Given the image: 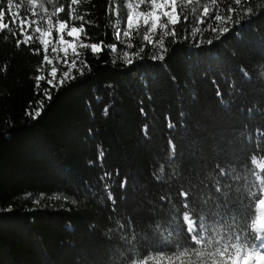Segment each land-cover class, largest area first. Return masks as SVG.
<instances>
[{
  "label": "trees",
  "instance_id": "trees-1",
  "mask_svg": "<svg viewBox=\"0 0 264 264\" xmlns=\"http://www.w3.org/2000/svg\"><path fill=\"white\" fill-rule=\"evenodd\" d=\"M129 2L80 0L72 5L84 16L80 21L69 19L71 0H36L40 14L41 3L49 12L63 7L54 22L65 20L69 27L84 23L86 43L117 44L116 52L105 48L99 59L90 49H81V60L87 63L83 67L78 62L83 75L73 69L75 79L62 85L58 81L68 69L54 59L59 69L55 87L47 83L52 65L45 63L37 71L45 53L35 37L17 48L16 40L23 39L18 32L16 37L0 32V264H196L197 259L200 264H221L211 252H201V246L184 249L192 256L164 248L171 244L169 238L184 237H165L163 230L157 231L158 222L176 217L180 191L191 190L202 202L217 179L223 183L217 164L231 170L229 183H237L235 176L247 177L255 181L252 191L262 195L260 181L249 173L258 172L264 179V169L253 163V157L264 163V152L257 148L264 144V0H248L245 7L252 14L219 39V32L208 28L209 23L217 27L215 10L204 24L197 22L210 0L184 9L176 36L165 37L163 61L151 59L161 51L155 44L159 30L153 43L133 33L131 49L116 41L114 14L126 17ZM14 3L22 5L20 16L33 11L27 0ZM229 6L241 12L234 0H218L215 8L227 15ZM196 27L201 32L193 36ZM140 47L141 58L126 64L123 52ZM35 48L41 49L39 55ZM48 55L53 58L49 49ZM38 75L45 77L39 88ZM38 101H43V110L32 119L26 110L39 108ZM109 191L115 204L108 199ZM236 196L233 191L234 204ZM237 206L250 228L256 201L249 193ZM188 216L185 212L191 227ZM175 227L179 232L178 219ZM213 238L219 239L215 231ZM138 251L147 253L143 261L136 259ZM129 254L133 259L127 261Z\"/></svg>",
  "mask_w": 264,
  "mask_h": 264
},
{
  "label": "snow or ice",
  "instance_id": "snow-or-ice-1",
  "mask_svg": "<svg viewBox=\"0 0 264 264\" xmlns=\"http://www.w3.org/2000/svg\"><path fill=\"white\" fill-rule=\"evenodd\" d=\"M80 0H71L69 5V19L84 21L83 15H77L76 9L72 5L79 4ZM27 3L32 7L33 11L30 15L20 16L19 10L21 8L20 3H14V0H6V4L0 3V32L7 30L13 37L17 36V32L23 39L16 40V47L23 43L25 45L30 44L35 39L43 46L45 53L41 66L37 69L38 72L43 70V65L46 63L52 65L48 75L51 79L47 80L49 85L56 86L57 72L59 69L53 63L55 59L59 63H63L67 67V71H64L58 81L59 84H63L65 80L75 79L71 76L73 69H77L81 75H83V67H87L86 61L81 60L83 53L81 49H90L93 54L99 59V54L105 50L110 49L112 52L117 51V44L105 45L103 41L100 43H86L88 39L87 32L85 30L84 23H81L79 27L72 24L69 27V22L65 20L56 19L53 21V17L58 16L63 12V7H56L54 11L49 12L43 3L39 5V8L43 10V14L35 11L36 0H27ZM248 0H234V4L241 8V12L237 13L236 7L229 6L227 8V15H222L215 6L218 4V0H210V3L203 5V11L198 18V24H204L206 19L215 10L216 14L213 19L217 22V27H212V24H208V28L213 32H219L220 37L231 31L233 26H238L242 18H247L252 14L250 7H245ZM195 4L196 8L200 7V0H130L127 4L129 12L126 18V27L122 30L118 27L119 21H117L115 39L117 42L126 43V47L131 49L134 45L131 43L133 33L139 34L140 29H144L143 40L147 43H153V37L156 36L157 31H160V39L155 42L159 46L161 51L158 55L151 57L153 61L165 59V53L168 49L165 47V37L171 35L176 36V25L180 23V17L184 14V9ZM142 5H147V11H140ZM17 11H13V8ZM196 8L192 11L195 13ZM9 14L8 22H5V15ZM119 13H117L118 15ZM236 16L235 24L232 23L233 16ZM184 20L187 22L188 16L184 15ZM45 24L46 27H42L41 24ZM169 26L171 30L169 31ZM57 33L56 37H52V32ZM201 32L199 27H196L192 33L195 36L196 33ZM65 36L70 39H65ZM7 38V37H6ZM176 41L174 40L173 43ZM211 44L212 40H208ZM197 46H200L199 43ZM51 47V51L57 54L55 57L50 58L48 55V49ZM36 55L40 54L41 49H32ZM144 51L143 47H140L137 51L129 53L123 52V59L126 64L133 63V57L141 58V53ZM59 53H63L62 56ZM78 62L83 67H79ZM43 75L36 77V87L39 88L40 81L44 80ZM222 93L217 87V96L220 97ZM45 96L50 100L51 96L48 95V90H45ZM40 107L33 112L26 114L31 115L32 119H36L40 116L43 110V101L37 102ZM31 104V102H30ZM143 112V109H141ZM104 114H108V109L105 108ZM174 125L169 122L168 128L172 129ZM147 126H145V132ZM260 136L264 137V130H261ZM173 155L175 154V145L170 139L168 141ZM260 152H264V144L257 146ZM103 153H101V157ZM255 161V157H253ZM264 169V163L259 165ZM218 169V176L225 178L223 183L220 179H217L214 186L204 195L202 202L193 195L191 190H184L179 192V196L182 198V202L179 208L176 210V217H169L167 220L158 222L159 229L164 231L165 237H178L183 235L184 239H171V244H165L164 248L175 253H180L181 256H192L195 253H185L184 249H197L196 246H201L199 249L203 253L211 252L215 259L221 260V264H264V222L258 226V219L251 220V226L249 228L247 217L243 216L240 208L237 206L239 203H243L250 193L251 198L256 201L257 210L260 213L259 217H264V195L257 194L256 191H252L255 187V181L249 182L247 177L235 176L237 181L235 185L229 183L228 177L231 175V170L226 171L224 167L219 164L216 165ZM164 171V169H163ZM250 175L255 176V180L260 181L259 192L264 193V179L261 178L260 173L250 172ZM127 181L121 183L120 187L123 189L126 186ZM183 189V188H182ZM247 189V191H245ZM235 192L236 203H232L230 196L232 192ZM192 197V202H189V198ZM108 199L115 204L113 194L108 192ZM162 201L166 200L165 197L161 198ZM188 212V219L192 221L191 227L185 223L184 213ZM179 220L180 229L177 232L175 227V221ZM242 221H244L242 223ZM157 224V223H156ZM155 224V225H156ZM128 225H132V221H128ZM154 225V227H155ZM169 225H172L169 230ZM216 226L213 228L212 226ZM125 227L124 222L120 223V228ZM131 227V226H130ZM132 239L135 240V230L133 229ZM213 231L216 232V236L219 239H209L212 236ZM127 239V237H126ZM211 245L210 248L205 245ZM154 251H161L162 249L154 248ZM147 255L146 252H136V259L143 261V256ZM133 256L129 254L126 260H132ZM211 260H209L210 262ZM123 264V262H122ZM147 264V262H145ZM196 264H200V259L196 260Z\"/></svg>",
  "mask_w": 264,
  "mask_h": 264
},
{
  "label": "rangeland",
  "instance_id": "rangeland-1",
  "mask_svg": "<svg viewBox=\"0 0 264 264\" xmlns=\"http://www.w3.org/2000/svg\"><path fill=\"white\" fill-rule=\"evenodd\" d=\"M139 10H140V11H147L148 8L145 9V7H143V9H139ZM127 14H128V13H127ZM114 18H115L114 23H113L114 31L116 32V27H115V26H117V21H119L118 27L121 29V37H122V30L126 27V18H127V15H126V17H123V16H118V15L115 13V14H114ZM140 33H141V40H143V35H144V29H143V28L140 29ZM56 35H57V33L54 31V32L52 33V37L55 38ZM65 39H70V38L67 37V36H65ZM123 39H124V38L122 37V40H123ZM118 43H120V42H118ZM126 43H127V42L125 41L124 43H120V45L126 47ZM49 50H50V53H52V51H51V47H49ZM52 54H53V57H55V56L57 55V54H54V53H52ZM59 55L62 56L63 53H59ZM55 63H56V64H60L61 67L67 68L63 63H59V62H57L56 60H55ZM253 163H255V164L257 165V167H259V165L261 164V162L258 163V162H256V161H253ZM259 168H260V167H259ZM262 195H264V193H262ZM259 216H260V213H259V211L257 210L256 219H258V226H259L260 223L263 222V218H264V217H259ZM185 223H187V224L190 226V223L187 222L186 220H185Z\"/></svg>",
  "mask_w": 264,
  "mask_h": 264
}]
</instances>
